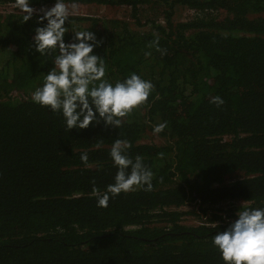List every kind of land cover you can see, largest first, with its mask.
Wrapping results in <instances>:
<instances>
[{
    "label": "trees",
    "instance_id": "obj_1",
    "mask_svg": "<svg viewBox=\"0 0 264 264\" xmlns=\"http://www.w3.org/2000/svg\"><path fill=\"white\" fill-rule=\"evenodd\" d=\"M12 3L21 0H0ZM66 3L128 6L138 26L149 24L145 31L89 18V27L70 15L64 40L91 31L102 41L94 54L104 58L105 79L135 73L154 88L119 128L101 120L68 131L60 113L31 99L53 68L54 53L41 57L32 42L38 16L23 22L20 13H0V264H224L212 236L231 223L217 208L207 219L189 208L205 214L225 201L264 208V0ZM141 6L152 15L142 23ZM178 6L194 16L174 23ZM96 22L112 26L99 32ZM157 37L161 51L149 46ZM216 96L221 106L211 102ZM160 123L167 126L153 134ZM148 132L164 143H146ZM116 139L130 141L127 154L142 157L153 186L109 194L99 207L94 189L104 193L114 182ZM190 214L201 225H183Z\"/></svg>",
    "mask_w": 264,
    "mask_h": 264
},
{
    "label": "clouds",
    "instance_id": "obj_2",
    "mask_svg": "<svg viewBox=\"0 0 264 264\" xmlns=\"http://www.w3.org/2000/svg\"><path fill=\"white\" fill-rule=\"evenodd\" d=\"M12 5L21 6L24 13H19L24 15L23 22L29 21L34 13L38 16L36 23L42 26L34 29L32 42L35 51L41 57L54 53L53 68L44 74L42 85L32 93V102L60 113L68 131L86 129L101 120L105 127L119 128L121 118L147 102L154 88L151 81L135 73L115 83L105 79L104 58L94 54V48L102 41L94 33L76 31L73 39L65 43L66 21L70 23V15L79 16L70 14L66 0H55L51 8H41L38 12L30 7V0ZM72 5L74 8L80 4ZM158 43L157 37L149 46L161 51ZM211 102L217 106L224 103L219 96L213 97ZM166 126V123L154 126L153 134L161 133ZM131 146L127 139L113 142L109 157L117 172L114 182L104 193L94 189L99 207H107L109 194L115 196L136 188L151 191L154 173L145 166L142 157L133 159L127 154ZM80 159L87 164L88 154L82 153ZM236 217L226 230L212 236L213 247L220 253L224 264H264V208L240 207Z\"/></svg>",
    "mask_w": 264,
    "mask_h": 264
},
{
    "label": "rangeland",
    "instance_id": "obj_3",
    "mask_svg": "<svg viewBox=\"0 0 264 264\" xmlns=\"http://www.w3.org/2000/svg\"><path fill=\"white\" fill-rule=\"evenodd\" d=\"M7 7L6 5H0V12H6L4 8ZM73 8V6H70ZM141 10L139 11V19L141 20V23L144 21L146 18H152V15L148 13L149 11V6H141ZM9 8V7H7ZM132 10L128 6H123V7H115V6H98V5H76L73 10L71 11V14H76L79 16H86V17H95L99 19H103L106 21H110L113 19L120 20V21H126L129 22L134 28H142V30H148L150 25H143V26H138V24L135 23V20L131 14ZM194 16V12L189 10L186 7H176V10L174 11V16H173V22H182L185 19L192 18ZM99 21V20H97ZM157 23H160L164 25L163 17L158 18ZM84 25H87L89 27L91 26V23L85 20ZM112 24H102L99 22L95 23V29H97L99 32L105 28L111 27ZM145 142L148 144H157V145H162L164 143V140L157 137L153 136L151 132H148L146 135ZM233 178H227V182H231ZM244 206V203L242 201H225L218 206H214L209 208V211L202 213L198 211V205L194 204L192 207L189 209L195 210L198 213V216L203 217L204 219H207L209 215L212 212H217L216 208L219 209V212L221 213L224 223L228 224L231 223V221H235L236 213L239 211L238 207ZM201 220L198 219L194 214H190L185 216L181 223L185 226L188 227H197L200 224ZM215 223H219L218 221H215Z\"/></svg>",
    "mask_w": 264,
    "mask_h": 264
},
{
    "label": "built area",
    "instance_id": "obj_4",
    "mask_svg": "<svg viewBox=\"0 0 264 264\" xmlns=\"http://www.w3.org/2000/svg\"><path fill=\"white\" fill-rule=\"evenodd\" d=\"M7 7H9V8H7V7H5L4 6V8H6V9H4L6 12H1V13H7V14H10V13H24L23 11H22V9H21V6H16V5H12V4H8V5H6ZM53 5H50V6H45V7H33V6H30V7H32V8H34L35 10H37V12L39 11V9H41V8H45V9H47V8H51ZM71 6H73V5H71ZM69 10H70V14H71V11L73 10V8H71L70 6H69ZM35 14V13H34ZM231 223H233V221H231Z\"/></svg>",
    "mask_w": 264,
    "mask_h": 264
}]
</instances>
